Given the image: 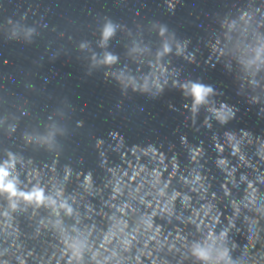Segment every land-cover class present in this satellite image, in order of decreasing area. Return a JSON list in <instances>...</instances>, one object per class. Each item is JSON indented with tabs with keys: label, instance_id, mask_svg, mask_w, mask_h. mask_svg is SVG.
Here are the masks:
<instances>
[{
	"label": "clouds",
	"instance_id": "9594fccd",
	"mask_svg": "<svg viewBox=\"0 0 264 264\" xmlns=\"http://www.w3.org/2000/svg\"><path fill=\"white\" fill-rule=\"evenodd\" d=\"M165 4L174 12L173 0ZM24 19H6L7 41L34 42L38 28L22 23ZM216 22L218 31L206 45L208 60L223 61L239 85L238 95L264 113L262 6L248 0ZM124 30L105 17L98 39L102 54L92 51L88 41L79 43L80 51L90 53L89 74L104 68L123 92L131 89L152 98L171 82L190 100L183 107L196 131L202 111L200 127L209 131L236 118L239 109L218 101L211 85L180 82L166 61L175 55L194 62L189 40H178L166 25L153 23L151 30L160 41L155 50L139 36L127 47L133 71L119 66L120 57L107 50ZM17 126L14 117L0 118L9 136ZM65 131L53 122L44 132H25L22 140L57 154V136ZM108 136L109 141H95L103 173L99 180L93 170L61 167L55 159L38 165L5 149L0 159V264H264V134L245 129L213 132L218 187L203 141L192 144L186 136L179 137L187 154L182 163L175 145L164 152L153 143L128 146L117 131ZM109 152L119 157L118 163L109 162Z\"/></svg>",
	"mask_w": 264,
	"mask_h": 264
}]
</instances>
